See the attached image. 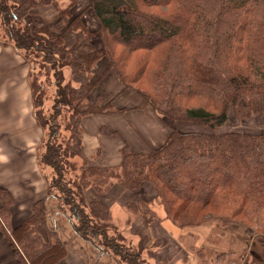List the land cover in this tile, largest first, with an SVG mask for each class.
Wrapping results in <instances>:
<instances>
[{
    "label": "trees",
    "instance_id": "obj_1",
    "mask_svg": "<svg viewBox=\"0 0 264 264\" xmlns=\"http://www.w3.org/2000/svg\"><path fill=\"white\" fill-rule=\"evenodd\" d=\"M76 2L0 0L6 42L24 51L28 62L26 51L39 52L63 79L65 66L91 74L106 57L124 88L142 95L144 104L171 128L166 141L150 151L125 145L119 166L85 161L75 185L78 193L59 185L76 235L96 245L97 236L105 237L113 227V200L106 203V196L94 191L107 195L115 186L132 193L155 192L150 201L128 203L133 208L141 204L147 222L158 220L150 204L159 199L179 227L219 219L264 235V127L259 132L216 131L231 113L240 119L264 114V0H89L99 24L95 31L82 14L74 13ZM38 4L56 8L57 32L36 18ZM29 15L34 17L33 31L25 21ZM67 30L77 33L71 46L64 40ZM96 35L100 48L91 43ZM62 82L54 100L69 110L72 136L65 147L53 139L55 117L35 111L41 126L52 124L41 161L58 173L65 158L82 153L84 116L124 111L96 90L97 80L79 86ZM41 102L34 100L36 110ZM185 123H200L207 130L185 128ZM13 203L11 192L0 186V231L11 240L22 264H64L67 247L58 231L48 229L45 237L39 231L47 223L46 198L34 203L30 217L9 228Z\"/></svg>",
    "mask_w": 264,
    "mask_h": 264
},
{
    "label": "crops",
    "instance_id": "obj_2",
    "mask_svg": "<svg viewBox=\"0 0 264 264\" xmlns=\"http://www.w3.org/2000/svg\"><path fill=\"white\" fill-rule=\"evenodd\" d=\"M79 4L80 0H77L73 8L75 14L81 11ZM50 5L45 7L50 8ZM81 14L89 27L84 13ZM64 40L68 46L75 44L77 33L67 30ZM101 64L104 67L98 71ZM62 70L65 81L74 86L89 79L97 80L96 90L111 100L116 108L124 109L122 112L83 117L80 140L82 153L72 158L79 165L86 161L102 166H119L125 145L134 151L146 152L166 141L168 127L149 105L144 104L142 95L124 88L116 70L109 68L106 57L96 63L91 74L75 73L70 66ZM35 111L31 63L12 42L0 41V186L11 192L15 206L22 205L21 208H25L28 201L34 204L36 200L46 198L47 223L46 226H40L39 231L44 237L48 229L58 231L67 247L64 264H118L108 252L98 250L76 235L65 213L69 212L66 204L62 202L59 206L60 198L50 195L48 177L51 169L41 161L47 132L39 124ZM119 203L116 200L110 204L113 220H118ZM27 218H18L12 223L13 227ZM0 250L6 254V264H22L15 256L13 245L3 235H0Z\"/></svg>",
    "mask_w": 264,
    "mask_h": 264
},
{
    "label": "rangeland",
    "instance_id": "obj_3",
    "mask_svg": "<svg viewBox=\"0 0 264 264\" xmlns=\"http://www.w3.org/2000/svg\"><path fill=\"white\" fill-rule=\"evenodd\" d=\"M59 1H63L66 5L70 0ZM88 2L89 0H80L78 8L81 11L77 12H80L79 14L84 13L85 19L90 24L89 29L95 31L99 26L88 8ZM36 11V18L42 21L46 28L57 32L54 26V21L58 15L54 16L55 12L58 13L56 8L52 4L50 8L38 4ZM33 19L34 17L31 15L25 19L31 30L36 26L33 23ZM94 38L91 40L92 45L100 48V37L96 35ZM0 39L9 41V36L1 20ZM112 44L114 45V43ZM116 49H118L117 46H115ZM26 52L29 54L32 66V83L35 84L34 100L39 101L42 98V102L37 106L36 111L40 114L43 113L45 117L50 114V118L55 117L52 124H54V133L56 135L53 139L57 145L61 143L65 147L64 143L72 136L71 131L67 128L70 122L69 110L67 108L64 109L61 105H56L54 100L58 89L57 84L59 81H63L62 85H64L66 83L65 78L63 79L62 75H55L51 63L45 60L39 52L32 50ZM103 67L104 64H101L98 71L102 70ZM105 99L106 101H111L106 97ZM50 125L46 126L48 135L51 133ZM183 125L185 128L190 127L194 130H207L200 123H185ZM263 127L264 114L254 115L248 119H240L234 113H231L228 121L223 126L218 127L216 131L259 132ZM167 131L170 133L171 128L168 127ZM49 139L50 136L48 141ZM69 156L68 159L65 158L62 165L57 166L62 169L60 173L50 167L51 174L48 177V191L50 195H55L58 198L61 195L64 199L66 197L59 185H62V188L78 193L75 185L80 182L82 165L72 159L71 155ZM87 191L89 195L95 197L89 189ZM94 192L96 196H106V203L112 200L113 202L116 200L120 202V210L117 212L118 220H113L112 218L113 227L108 228L105 234L107 240L104 235L99 234L95 242L96 245H93L98 250L100 248L104 253L108 252V255L115 259L118 264H264V235L258 234L254 228L248 229L241 225L238 227L230 226L231 224H226L219 219L209 220L197 226L192 224L186 227H179L167 217L165 207L159 199H154L150 204V207L155 210L158 220L154 217L151 222H147L144 213L140 209L141 204H137V208H133L129 207L128 203L141 198L148 201L152 200L155 197V192L151 189L144 190L143 193L139 194L125 191L122 187L115 186L110 189L107 195H98L96 191ZM73 197L76 201L79 200L78 195H73ZM28 202L25 208H21L20 206L22 205L15 206V202L11 205L9 228L13 227L12 223L16 222L18 218L30 217L33 214V201ZM62 202L60 200L58 205L61 206ZM85 210L88 211L86 207ZM0 235H3L11 242L3 232L0 231ZM14 253L16 256L15 250ZM16 258L18 259L17 256ZM0 264H6V254L2 250H0Z\"/></svg>",
    "mask_w": 264,
    "mask_h": 264
}]
</instances>
